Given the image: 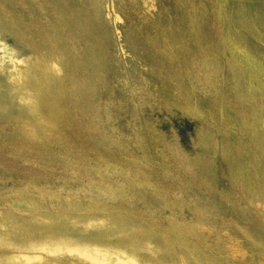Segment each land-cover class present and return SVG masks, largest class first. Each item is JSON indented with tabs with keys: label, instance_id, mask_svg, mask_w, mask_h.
Returning <instances> with one entry per match:
<instances>
[{
	"label": "rangeland",
	"instance_id": "374dc122",
	"mask_svg": "<svg viewBox=\"0 0 264 264\" xmlns=\"http://www.w3.org/2000/svg\"><path fill=\"white\" fill-rule=\"evenodd\" d=\"M138 263L264 264V0H0V264Z\"/></svg>",
	"mask_w": 264,
	"mask_h": 264
},
{
	"label": "bare ground",
	"instance_id": "6f19581e",
	"mask_svg": "<svg viewBox=\"0 0 264 264\" xmlns=\"http://www.w3.org/2000/svg\"><path fill=\"white\" fill-rule=\"evenodd\" d=\"M82 11V10H81ZM97 11V10H96ZM98 13V12H97ZM9 15V14H8ZM63 19V18H62ZM74 20V19H73ZM70 24V23H69ZM195 34V33H194ZM197 35V34H196ZM195 37V36H194ZM196 38H197V40H198V38L199 37H197L196 36ZM195 41V40H194ZM196 42V41H195ZM197 43H198V41H197ZM44 79V78H43ZM42 79V80H43ZM43 82V81H42ZM42 84V83H41ZM45 84V83H44ZM43 85V84H42ZM46 85V84H45ZM48 85V84H47ZM39 91V90H38ZM44 95V94H43ZM234 242H236V241H234ZM240 244V243H239ZM68 249H70V250H73V249H75V250H77V251H79L80 253H83V254H86V255H88V256H90L91 258H96L97 260H98V258H99V256H97V255H93L94 253L93 252H91L89 249H87V248H75V246L72 248L69 244H64ZM232 245H235V244H232ZM57 246H58V244H57ZM58 248V247H57ZM63 248V247H62ZM59 249V248H58ZM234 253L235 252H240V251H242L241 250V246L240 245H236V246H232V249H231ZM99 250L97 249V252H98ZM93 253V254H92ZM99 255V254H98ZM105 255V254H104ZM101 257V256H100ZM104 257V256H103ZM27 259H29L30 258V256H27L26 257ZM106 260L107 259H105V257L103 258V259H101V260H99V261H102L103 263H106ZM132 260V259H131ZM136 261V260H135ZM109 263V262H108ZM139 264V263H138Z\"/></svg>",
	"mask_w": 264,
	"mask_h": 264
}]
</instances>
